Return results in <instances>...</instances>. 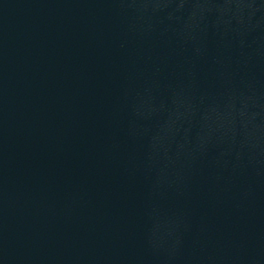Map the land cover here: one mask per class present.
I'll return each instance as SVG.
<instances>
[{"label":"water","instance_id":"1","mask_svg":"<svg viewBox=\"0 0 264 264\" xmlns=\"http://www.w3.org/2000/svg\"><path fill=\"white\" fill-rule=\"evenodd\" d=\"M0 264H264V0H0Z\"/></svg>","mask_w":264,"mask_h":264}]
</instances>
